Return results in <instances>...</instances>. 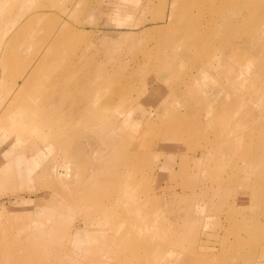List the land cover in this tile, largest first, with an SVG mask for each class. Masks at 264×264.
<instances>
[{
  "label": "rangeland",
  "instance_id": "rangeland-1",
  "mask_svg": "<svg viewBox=\"0 0 264 264\" xmlns=\"http://www.w3.org/2000/svg\"><path fill=\"white\" fill-rule=\"evenodd\" d=\"M21 1H28L21 18L8 9L9 3L3 4L5 13H0V264H56L57 256L65 258L69 247L73 250L76 245L77 255L66 258L70 262L77 257L87 264H194L186 260L196 250L202 254V264H264V218L238 220L237 206L220 197L209 204L179 201L180 209L205 207L198 211L201 215L194 212L189 217L190 230L180 237V253L158 244L167 234V226H160L159 221H179L166 205L148 204L146 211L154 212L147 219L143 210L124 214L120 203L96 198L100 189L115 188L113 177L123 176L127 191H141L135 176L121 164L127 135H136L141 128L146 129L147 138L155 132V109L164 92L149 91V75L126 78L117 84L120 92L115 100L122 112L107 121L92 105L84 104L98 84L94 73H114L132 57L152 56L167 43L176 29L154 36L148 30L154 25L168 26L161 21L172 11L173 0H58L55 5L49 0ZM258 34L252 40L250 35L247 48L241 51L238 46L244 39L240 40L239 52L234 50L232 55L237 67L258 64L254 50L264 39ZM39 60L48 63L29 79ZM4 106L10 111L7 116H1ZM189 142L192 148L200 143L194 137ZM182 154L159 156L155 177L146 180V190L156 192L158 200L168 199V194L173 200L183 199L200 188L196 180L205 174L203 160L196 163L190 154L179 157ZM153 165L146 167V176L152 167L156 169L157 164ZM206 166V174L217 181L215 165ZM210 205L216 208L208 210ZM99 206L106 212L93 223ZM53 221L62 230L52 239L34 235L50 228ZM74 226L81 231L71 241ZM26 243L41 248L33 250L32 257L8 254L9 249Z\"/></svg>",
  "mask_w": 264,
  "mask_h": 264
},
{
  "label": "bare ground",
  "instance_id": "bare-ground-1",
  "mask_svg": "<svg viewBox=\"0 0 264 264\" xmlns=\"http://www.w3.org/2000/svg\"><path fill=\"white\" fill-rule=\"evenodd\" d=\"M57 1L49 0V3L55 5ZM176 1L179 4L176 5ZM4 3L10 4L8 9L17 18L22 17L28 6V1L23 4L21 0H0L1 14L5 13ZM161 23H167L168 26L154 25L148 33L154 36L168 34L171 28L176 29L171 39L161 44L152 56H134L127 63L130 66H117L114 73L95 72L93 78L98 84L90 91L84 104L92 105L103 115V119L106 116L107 121H114L117 113L122 112L117 103L120 92L117 84L139 74L149 75V91L155 95L164 92L162 103L155 109L154 115L158 117L157 121H153L155 132L147 138L146 129L141 128L136 135L133 132L127 135V153L121 164L135 176L134 179L142 186L141 191L138 194L127 191L123 189L126 186L124 177H113L115 188L100 189L96 198L105 203H120L124 214L131 213V209L136 212L143 210L147 219L154 212L152 209L146 211L148 204L166 205L170 214L175 215V219L179 217V221L175 224L159 221L160 226H167V234L160 237L158 244L164 248H174L180 253L179 240L184 231L190 230L187 229L191 221L189 217L195 213L201 215L198 212L200 208L205 210L203 206L194 211L190 207L189 210L185 207L180 209V200L182 204L185 201L209 204L212 198L220 197V200L237 206V211L241 213L238 220L242 221L245 217V220L256 222L264 218V50L261 51L264 39L254 50L255 57L259 59L254 67H237L232 56L234 50L238 51L236 48L241 39L244 40L238 46L239 51L247 48L250 35V40L259 37L258 33L264 35V0H173L172 11ZM246 28L248 32L244 33ZM47 63L46 60L36 62L28 78L42 72ZM26 82L27 78L22 79L23 85ZM15 84L13 87L18 85ZM9 113L8 106H4L1 116ZM193 137L200 142L198 147L190 146L189 141ZM166 153L177 157L184 153L179 155L181 158L190 154V160L196 163L203 160L205 165L202 173L205 174L196 180L197 188L200 186L197 192L179 200L171 199L170 194L168 199L162 196L158 200L156 192L146 190V180L155 177L154 173L159 169V156ZM154 162L157 164L156 169L152 167L148 177L144 171L148 164L154 166ZM207 163L217 168V176H214L217 181L206 174ZM128 179L133 184L134 179H131L130 174ZM121 199H128L129 203L122 204ZM253 202L257 203L251 206ZM210 206L208 210L216 208V205ZM259 206L262 209L256 208ZM105 212L104 206H99L92 222L97 221ZM55 222L43 233L34 235L41 236V239L47 238L48 241L62 230L57 228L59 223ZM147 226L153 227L148 222ZM80 231L74 226L71 241L75 240ZM116 242L114 240L111 252L115 251ZM36 248L37 245L26 243L9 249L8 254L20 256L22 253L24 257H32ZM75 248H67L65 258L57 256L56 264H87L77 257L71 262L66 259L77 255L78 251L75 250L79 249L78 245ZM203 254L209 257L208 253ZM201 256L195 250L186 262L202 264ZM22 263L31 264L32 261Z\"/></svg>",
  "mask_w": 264,
  "mask_h": 264
}]
</instances>
